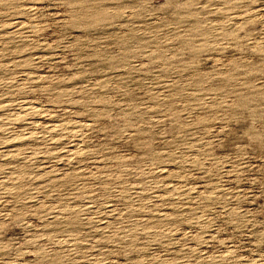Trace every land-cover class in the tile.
<instances>
[{
	"label": "rangeland",
	"instance_id": "rangeland-1",
	"mask_svg": "<svg viewBox=\"0 0 264 264\" xmlns=\"http://www.w3.org/2000/svg\"><path fill=\"white\" fill-rule=\"evenodd\" d=\"M0 264H264V0H0Z\"/></svg>",
	"mask_w": 264,
	"mask_h": 264
}]
</instances>
